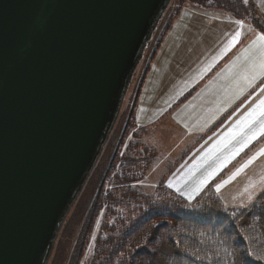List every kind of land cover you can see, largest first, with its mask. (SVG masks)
Listing matches in <instances>:
<instances>
[{"label": "water", "instance_id": "obj_1", "mask_svg": "<svg viewBox=\"0 0 264 264\" xmlns=\"http://www.w3.org/2000/svg\"><path fill=\"white\" fill-rule=\"evenodd\" d=\"M170 0H0V264H47Z\"/></svg>", "mask_w": 264, "mask_h": 264}, {"label": "trees", "instance_id": "obj_2", "mask_svg": "<svg viewBox=\"0 0 264 264\" xmlns=\"http://www.w3.org/2000/svg\"><path fill=\"white\" fill-rule=\"evenodd\" d=\"M213 1L237 16L250 12L239 0ZM132 163L145 168L134 152L126 166L112 169L108 180H117L106 195L100 192L97 196L70 264H83L103 207L100 233L86 264H264V192L250 208L232 211L223 210L211 196H202L192 205L165 189L147 196L130 186L136 178L129 167ZM101 178L99 172L86 187L50 264L64 263L72 233L84 222L90 206L88 192Z\"/></svg>", "mask_w": 264, "mask_h": 264}, {"label": "crops", "instance_id": "obj_3", "mask_svg": "<svg viewBox=\"0 0 264 264\" xmlns=\"http://www.w3.org/2000/svg\"><path fill=\"white\" fill-rule=\"evenodd\" d=\"M242 27L249 29L248 25ZM260 36L252 33L244 44L232 43L216 61L222 65L210 84L223 91L224 95L219 98L225 105L210 116L205 110L198 115L187 113L204 122L201 134L234 108L232 104L237 99L245 96L233 114L170 179L168 186L186 199H194L210 184H215V192L223 203L236 207L249 202L264 188V105L261 104L264 101V71L259 67L264 40L259 39ZM232 56H235L233 60ZM189 107L184 111L188 112Z\"/></svg>", "mask_w": 264, "mask_h": 264}, {"label": "rangeland", "instance_id": "obj_4", "mask_svg": "<svg viewBox=\"0 0 264 264\" xmlns=\"http://www.w3.org/2000/svg\"><path fill=\"white\" fill-rule=\"evenodd\" d=\"M262 3L264 5V0ZM223 12L204 10L196 13L193 9L183 8L176 16L173 27L169 28L150 63L134 111L137 125L156 124L152 130L153 136L158 131H166L173 122L181 127L184 136L199 135L205 125L195 115L205 110L210 116L225 105L219 98L224 95L223 91L212 83L201 94L198 91L189 102L180 103L185 94L191 93L201 84L208 70H213L221 48L240 40L243 35L242 22L237 24L238 20ZM236 25L238 28L233 30ZM237 32L239 36H236ZM172 106L181 107L178 110L176 108L171 115L166 114ZM186 106H190L187 109L189 111L184 113ZM161 145V155L165 159H171L168 163L170 169L182 155L179 150L172 149V142L162 141ZM170 150L172 156L167 155ZM162 172H165L164 168Z\"/></svg>", "mask_w": 264, "mask_h": 264}, {"label": "snow or ice", "instance_id": "obj_5", "mask_svg": "<svg viewBox=\"0 0 264 264\" xmlns=\"http://www.w3.org/2000/svg\"><path fill=\"white\" fill-rule=\"evenodd\" d=\"M237 24H240V21L236 22ZM236 36H239V32L236 33ZM235 38V37H234ZM259 39L264 40V36H260ZM259 67L262 71H264V48L260 50V64ZM261 104L264 105V101H261ZM264 114V113H262ZM207 179V178H205ZM203 182V181H202ZM220 185H217V189H219Z\"/></svg>", "mask_w": 264, "mask_h": 264}]
</instances>
